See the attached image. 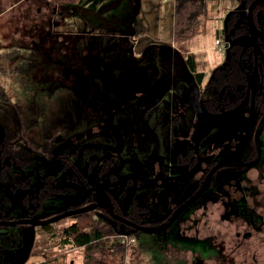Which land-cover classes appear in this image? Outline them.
Wrapping results in <instances>:
<instances>
[{"label":"flooded vegetation","instance_id":"flooded-vegetation-1","mask_svg":"<svg viewBox=\"0 0 264 264\" xmlns=\"http://www.w3.org/2000/svg\"><path fill=\"white\" fill-rule=\"evenodd\" d=\"M82 1V22L121 34L132 53L147 37L138 28V15L133 33L126 20L101 17V0ZM40 3L53 8L49 14L37 10L50 28L44 34L34 29L27 46L37 54L30 62L32 77L44 90L31 92L16 76L21 93L14 96L18 102H10L6 98L12 99V92L0 83V221L17 222L0 225V264H19L32 223L30 254L39 245L37 235H46L51 225L63 219L76 224L80 214L88 213L112 228L108 238L113 243L122 235L134 242L144 232L156 244L163 234L167 256L179 264H264V212L258 202L262 188L255 177L264 180V129L255 163V133L264 113V41L257 31L264 34V0H232L223 32L226 58L214 72H206L201 84L191 77L154 76L159 85L151 81L124 91L112 82L114 89L105 82H87L104 77H73V30L63 27L68 12L57 20L58 7L48 0ZM130 5L122 1L119 13L127 14ZM61 37L70 42L55 60L48 52L54 46L46 39ZM40 38L45 39L43 46ZM19 40L25 41L13 35L12 43ZM160 43L146 39L140 56ZM11 46L0 57V70L7 73ZM41 54L48 60H41ZM72 80H77L74 86ZM56 82L65 91H52ZM53 100L58 112L47 107ZM229 158L240 160L219 167L196 197L213 168ZM182 205L187 207L180 213ZM226 225L235 227L234 242ZM243 248L250 252L240 259Z\"/></svg>","mask_w":264,"mask_h":264},{"label":"trees","instance_id":"trees-1","mask_svg":"<svg viewBox=\"0 0 264 264\" xmlns=\"http://www.w3.org/2000/svg\"><path fill=\"white\" fill-rule=\"evenodd\" d=\"M53 6L58 7L57 20L61 18V12H68V16H73L72 21H67L66 27L71 28L73 31L72 37V52L71 60L74 64L72 67L73 77L76 76H92V77H104L103 81H87L89 84H101L105 82L106 86L112 87L109 83H113L119 86L121 91L133 90V87H137L140 83L159 85L160 79H154V76H170L193 78L195 82L201 84L204 80L206 72L199 71L196 63V56L187 47L184 46V42L189 40L197 33H203L204 30L201 24V17L208 13V0H174V13H173V25L172 35L174 44L160 43L155 48H148L147 52L141 56H137L132 53L130 48L126 47L122 43L121 34H114L107 30V26L102 24H95L88 21L83 23L81 17L78 15V11L82 9V0H48ZM102 3L103 7L98 10L99 14L105 13L104 19L110 17H119L120 20H126L132 29L136 31V19L137 11L139 10L138 0H108ZM122 1L124 4H131L130 10L127 14L119 13V6ZM124 7V6H123ZM93 10V9H92ZM93 12H95L93 10ZM28 13V12H26ZM63 15V14H62ZM67 16V17H68ZM65 22V19H62ZM82 24L83 28L89 31L79 32L77 26ZM42 24L33 26V29H41V33L44 34ZM44 26V23H43ZM70 26V27H69ZM50 28V26H49ZM65 28V27H64ZM79 28V26H78ZM82 33V34H81ZM139 35L138 33L136 34ZM220 36L223 33L219 34ZM38 41V37H36ZM66 38H55L50 43L54 47L50 49L53 59L58 60L61 56V52L64 49L65 44L70 41H66ZM47 40V39H46ZM45 39L40 38V43L43 46ZM13 46L9 50V63L8 75L12 78L18 76L21 80L25 81L26 85L36 86V81L33 79V70L31 67V61H36L37 54L32 49H29L25 41L19 40L13 42ZM22 45V46H21ZM47 45L49 43L47 42ZM58 50H60L58 52ZM63 52V51H62ZM152 52H155L156 56L148 57ZM69 53V52H68ZM41 60H48V57L40 55ZM41 63V62H40ZM41 67L44 65L41 63ZM30 68V70H29ZM60 73V72H59ZM59 73H55L56 76ZM65 72H61L60 75H65ZM153 78V80H151ZM77 80L70 82L71 86H74ZM50 85V84H49ZM53 86V84H51ZM60 83L56 82L52 91L59 92L65 91L63 88H58ZM57 87V88H56ZM114 89V87H112ZM35 89V88H34ZM37 92H42L44 89H35ZM90 91L94 88H89ZM100 90H103L102 88ZM67 91H75L74 88ZM32 92V91H31ZM6 98V97H5ZM10 101L11 99L6 98ZM11 102V101H10ZM57 100L48 102V109H54L58 112L59 108ZM44 107V102L41 105ZM3 107L0 105V108ZM16 108V106L14 105ZM41 107V108H42ZM1 119V117H0ZM76 224H67L66 219H63L62 225H51V229L46 233H43V242L37 247H34L33 252L30 254L27 262L31 257L44 256L45 264H59L56 261L63 253H55L49 250L51 248L55 250V246H48V242L57 238V244L60 246L77 247L84 252V264H108L107 259H104V255L118 256L122 249L120 246L127 244H114L109 241L108 235L110 234L107 224L100 225L93 213L80 214ZM60 222V224H61ZM41 233V234H42ZM113 233V232H112ZM50 236V237H49ZM42 238V237H40ZM2 246L5 244L1 242ZM123 261L120 258L121 262ZM27 262L25 264H27ZM67 264V263H66Z\"/></svg>","mask_w":264,"mask_h":264},{"label":"rangeland","instance_id":"rangeland-1","mask_svg":"<svg viewBox=\"0 0 264 264\" xmlns=\"http://www.w3.org/2000/svg\"><path fill=\"white\" fill-rule=\"evenodd\" d=\"M45 2V0H0V57L5 54L6 49L9 45H13V35H17L18 37L24 38L26 45L31 44L32 42V35H29L33 32V28L31 25L35 26L37 24H42L43 32L46 33L47 28L50 25L45 24V19L43 17H38L37 10L39 7L42 8V12L51 13L53 12V8H47L40 2ZM104 2L103 0H101ZM108 1V0H105ZM166 4V2H168ZM174 0H143L142 3V10L144 12L141 15L143 19L144 16L147 15L149 20H153V18L157 17L156 25L159 21L160 14L162 12V7L165 5L164 12H163V24L161 28V35L160 40L163 43H170L173 41V35L170 30V17L172 12V5ZM175 4V3H174ZM232 0H208V13L204 14L205 16L201 17V24L204 30L203 33H197L196 35L192 36L189 40L184 42V46H188V48L193 49L196 51L195 56L198 62V69L205 71L207 73L214 72L216 67L224 61L226 55H223L221 52L220 45L216 44V39L219 38V34L223 33L226 29V20L228 11L233 7ZM52 6V5H51ZM101 6H97V9ZM53 7V6H52ZM103 5L100 7V9ZM28 12V13H26ZM104 17L106 16L105 13H101ZM102 17V16H101ZM41 18V19H40ZM73 16H69L67 21H72ZM44 23V26H43ZM79 26V28H78ZM77 26V30H81L82 24ZM63 27H66L63 25ZM68 27V26H67ZM70 27V26H69ZM147 34L145 38H141L138 43V46L135 49V54L140 56L141 48L146 39L150 43H157L160 42L158 39L154 38L152 32L155 29L153 25H146ZM36 38V37H35ZM47 42L50 44L51 40L47 39ZM225 45V42L223 43ZM22 46V45H21ZM146 47V46H145ZM223 48V47H222ZM10 49H8L9 51ZM226 50V48H224ZM2 54V56H1ZM5 57H3L4 59ZM9 63V62H7ZM10 70V67L7 66ZM34 79V78H33ZM0 83L6 86V89L12 92L11 97L13 101L18 102L14 96H20L21 93V86L17 82L16 79L12 78L8 75L6 70H0ZM38 89V84L34 86L33 84L28 86L30 91ZM21 99V97H20ZM262 140H264V134L262 135ZM264 170V165L261 167ZM257 172V170H255ZM258 180V184L261 185V194L258 197V202L262 203L261 211L264 212V180L261 182L262 178H259L258 175L255 176ZM60 199L54 200V203L60 204ZM261 206V205H260ZM69 222V221H67ZM58 225V224H56ZM62 225L59 224V226ZM219 228H224V226L220 225ZM227 235L232 237V241L234 242L235 236V227L231 225V229L226 225ZM149 234L144 232H139L135 235V241L130 242L125 246H120L119 248L122 249V252L118 254V256L112 257V255H104V259H107L108 264H179V260L176 257H169L164 250L163 241L165 237L161 234L157 241V245L153 244L149 241ZM42 237V238H40ZM162 237V239H161ZM36 240H40L39 244L43 242V235L36 237ZM36 241V242H37ZM255 243V242H252ZM55 246V250L53 251L51 248L49 250L55 253H63L58 258L56 257V261L59 264H84V252L82 249L77 247H68L67 251L64 246H60L57 244V238H54L48 242V246ZM114 244H122L118 242H114ZM254 245H251L250 250H254ZM248 249V250H249ZM246 249H241L238 251V257L243 258L245 255ZM260 251H264V247L260 249ZM250 252V251H248ZM248 254V253H247ZM246 254V255H247ZM120 258L123 261H120ZM44 256H32L31 259L28 260L27 264H45ZM184 264V263H181ZM235 264V263H234ZM240 264V263H238Z\"/></svg>","mask_w":264,"mask_h":264},{"label":"water","instance_id":"water-1","mask_svg":"<svg viewBox=\"0 0 264 264\" xmlns=\"http://www.w3.org/2000/svg\"><path fill=\"white\" fill-rule=\"evenodd\" d=\"M140 0H138V6H139V10L137 11V14L140 12ZM252 22V20H251ZM253 26V24H252ZM258 33L260 35V38L264 41V34L258 30ZM253 32H255V30H253ZM255 35V34H254ZM253 35V36H254ZM264 129V113H263V117L258 125V128L256 130V133H255V137H256V142H257V146L259 148V155L255 161V163H257L260 159V155H261V146H260V136L262 134V131ZM237 160H240L238 158L236 159H231L229 158L228 159H224L222 161H220V164H218L216 167L213 168V170L210 172L208 178L206 181H204V184L202 185L200 191L197 193L196 197H199L202 195L203 191L209 186V182L212 178V175L214 174V172L221 166H228V165H236V161ZM248 166H250V164H248ZM187 206L186 205H182L181 209H180V213L186 208ZM93 207H89V209H92ZM83 210H86V209H83ZM70 214V213H69ZM68 214V215H69ZM64 216V215H63ZM59 218H56V219H53L51 221H54V220H57ZM0 225H17V222H8V221H0ZM34 223H32V226L28 229V232L29 234H27V239H26V244H25V254L23 256V258L21 259V261L19 262V264H25L27 262V259L29 258L30 256V252H31V249H32V245H33V242H34V237H35V232H34ZM142 231H145V232H151L153 231L151 228L149 227H139ZM155 231V230H154ZM153 231V232H154ZM161 231V230H159Z\"/></svg>","mask_w":264,"mask_h":264},{"label":"crops","instance_id":"crops-1","mask_svg":"<svg viewBox=\"0 0 264 264\" xmlns=\"http://www.w3.org/2000/svg\"><path fill=\"white\" fill-rule=\"evenodd\" d=\"M126 1H130V0H126ZM140 3H141V5H140V12L138 14V28L139 29L146 30L145 26L147 24L148 25H153L154 24L155 29L152 32V35H153L154 38L158 39V41H161L160 40V35H161V28H162V24H163V12H164L165 5L168 4L169 1L166 2V4L162 7L163 10H162V12L160 14L159 21L157 22V25H156V19H157V17L153 18V20H149V18L147 17V15L144 16L143 19L141 18L142 13L144 12V10H142L143 0H140ZM174 3H175V1H173V3H171V5H172V12H171V17H170V30H171V32H172L173 13H174V6H175ZM146 32H147V30H146ZM146 32H145V35H146ZM190 50H192L194 52V54L196 53L195 50H193V49H190ZM196 63H197V67H198L197 59H196Z\"/></svg>","mask_w":264,"mask_h":264},{"label":"built area","instance_id":"built-area-1","mask_svg":"<svg viewBox=\"0 0 264 264\" xmlns=\"http://www.w3.org/2000/svg\"><path fill=\"white\" fill-rule=\"evenodd\" d=\"M224 41H225V36H224V35H222V36L219 35V38L216 39V44L221 46L220 50H221V52H222L223 54H224V52H225V50H224L225 45L223 44ZM222 47H223V48H222ZM120 238H121V239H120V243H122V244H129V243L131 242V241L129 240V237L126 236V235H122Z\"/></svg>","mask_w":264,"mask_h":264}]
</instances>
